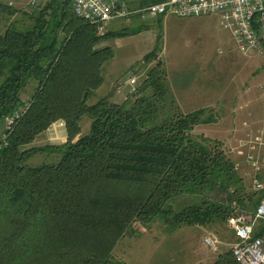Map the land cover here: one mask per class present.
Returning <instances> with one entry per match:
<instances>
[{"label":"trees","instance_id":"1","mask_svg":"<svg viewBox=\"0 0 264 264\" xmlns=\"http://www.w3.org/2000/svg\"><path fill=\"white\" fill-rule=\"evenodd\" d=\"M38 1L36 11L23 13L28 24L19 23V10L0 3V17L13 18L0 31V120L23 110L0 142V264H123L112 251L136 222L146 226L160 217L175 231L224 224L238 206L257 207L264 193L256 201L245 195L221 145L192 135L210 121L202 109L180 111L161 63L122 103L87 104L114 56L102 43L132 31L98 35L95 25L74 15L72 0H45L40 7ZM29 81L36 87L25 103ZM85 116L90 128L82 135ZM59 120L65 143L29 147ZM44 151L57 153L58 161L26 164ZM186 197L192 202L176 209ZM255 236H264V225ZM212 264L238 263L228 252Z\"/></svg>","mask_w":264,"mask_h":264},{"label":"rangeland","instance_id":"2","mask_svg":"<svg viewBox=\"0 0 264 264\" xmlns=\"http://www.w3.org/2000/svg\"><path fill=\"white\" fill-rule=\"evenodd\" d=\"M30 0H0L19 10V23H30L23 13L37 10L29 5ZM45 0H39V7ZM126 10H139L160 0H121ZM13 18L0 17L2 32ZM128 28L131 34L109 40L108 45L114 56L102 67L103 84L87 101L91 105L100 99L110 103H122L145 79L148 71L158 62L165 70L170 94L174 97L182 113L202 109L210 123L194 127L192 135L203 136L216 141L234 163L241 178L245 195L259 192L252 187V167L246 156L250 153L254 137L264 128V90L259 86L264 82V58L253 53L238 51L231 35L222 28L218 14L200 17L176 18L173 16H149L143 20L138 15L114 21L108 30ZM106 31V32H107ZM131 72L132 76L122 82ZM135 78V83L129 80ZM36 83L29 81L21 95L26 103L30 100ZM81 134H88L90 119L85 116L80 122ZM0 120V142L4 130ZM264 141V139H263ZM250 142V143H249ZM248 143V144H247ZM37 146V145H36ZM29 147H35L29 145ZM259 161L264 157V145L259 147ZM59 155L53 152H38L27 161L28 166L56 163ZM226 203L225 195L214 192ZM192 202L190 197L177 200L176 209ZM231 206L237 208L236 201ZM248 207V206H247ZM252 212L238 206L235 212ZM264 221L255 224V232ZM264 237V236H263ZM216 241L209 247L205 239ZM237 239L227 223L212 226H184L175 231H167L162 218L158 217L146 226L135 223L121 238L112 251V258L123 264H212L219 254L231 252Z\"/></svg>","mask_w":264,"mask_h":264},{"label":"built area","instance_id":"3","mask_svg":"<svg viewBox=\"0 0 264 264\" xmlns=\"http://www.w3.org/2000/svg\"><path fill=\"white\" fill-rule=\"evenodd\" d=\"M37 1L30 0L29 5L34 6ZM72 11L76 17L95 25L98 35L106 33L114 21L131 15L145 20L149 16L191 18L214 13L219 15L222 28L231 35L240 53H253L264 58V0H160L134 11L126 10L121 0H72ZM129 82L134 84L135 78ZM259 88L264 90V82ZM22 112L21 109L5 118V129H10ZM263 139L264 128L250 141L249 152L259 151L264 145ZM250 153L246 159L254 172L252 187L264 193V157L259 161V153L257 156ZM258 221H264V196L252 212L238 211L227 221L237 239L231 253L238 264H264V237L255 236ZM205 243L214 247L216 241L206 238Z\"/></svg>","mask_w":264,"mask_h":264},{"label":"crops","instance_id":"4","mask_svg":"<svg viewBox=\"0 0 264 264\" xmlns=\"http://www.w3.org/2000/svg\"><path fill=\"white\" fill-rule=\"evenodd\" d=\"M66 137L64 122L59 120L51 124L44 132L39 134L31 145L35 147L62 145L65 143Z\"/></svg>","mask_w":264,"mask_h":264},{"label":"water","instance_id":"5","mask_svg":"<svg viewBox=\"0 0 264 264\" xmlns=\"http://www.w3.org/2000/svg\"><path fill=\"white\" fill-rule=\"evenodd\" d=\"M131 76H132V73H131V72L127 73V74L123 77L122 82L126 83V81H128V79H129Z\"/></svg>","mask_w":264,"mask_h":264}]
</instances>
